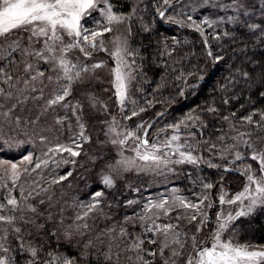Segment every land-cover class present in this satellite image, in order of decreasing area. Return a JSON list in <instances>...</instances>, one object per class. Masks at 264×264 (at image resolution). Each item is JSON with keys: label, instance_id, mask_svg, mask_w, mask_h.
Wrapping results in <instances>:
<instances>
[{"label": "snow or ice", "instance_id": "6c2138e0", "mask_svg": "<svg viewBox=\"0 0 264 264\" xmlns=\"http://www.w3.org/2000/svg\"><path fill=\"white\" fill-rule=\"evenodd\" d=\"M160 23L199 34L203 63L226 65L229 107L213 98L163 127L164 111L133 120L169 77L184 96L206 74L185 69L195 42ZM253 93L264 100V0H0V143L41 151L0 159V264H264V244L241 242L236 225L264 213V106H231L256 105ZM49 165L72 167L25 187ZM77 167L85 189L102 187L69 195Z\"/></svg>", "mask_w": 264, "mask_h": 264}, {"label": "trees", "instance_id": "16d2710c", "mask_svg": "<svg viewBox=\"0 0 264 264\" xmlns=\"http://www.w3.org/2000/svg\"><path fill=\"white\" fill-rule=\"evenodd\" d=\"M160 32L167 34V35H187L189 39L193 40L195 42V49L197 50V56L191 57V61H185V69L187 71H201L206 73L204 76V80L201 82L198 90L193 92L191 88H188L185 90V98L184 96L179 95V90L183 85L179 80H175L172 77H169V80L171 81L168 86L162 90V94L156 95V101L154 102V106L148 107L147 111L140 114V117H134L133 120H139L141 117L144 119H150L156 118V113L160 111H167L171 110L170 113L165 115L159 120V123L154 125L155 127H163L165 123H171L174 120H179L184 115L188 114L192 110L200 111L201 109L205 108L207 104L211 103L213 98H215V102L218 106L221 108H227L229 106L223 105L221 100V93L218 91V82H221L224 77L228 76V69L226 65L223 62L217 63L216 65H213L212 63H203L205 56L203 54V45L201 44L202 38L197 35L195 32H193L190 29H184V30H178L175 26L167 25L160 23L157 25ZM107 35V34H106ZM213 43L214 51L215 49V42L211 41ZM99 57L103 58L106 54L101 52L97 54ZM112 63V61H110ZM215 66V69L213 70V67ZM106 74V73H105ZM156 80L159 79V70L156 71V74L154 76ZM190 80H195L196 77H190ZM154 87V85H152ZM152 87H149L145 85L146 93H151ZM243 87V85H238L237 88ZM135 91V89H133ZM145 94H137L138 97H142ZM148 99H152V95H147ZM253 98L256 100V105H250L248 101L246 100V97H241L239 102L233 101L232 107L239 109V104L244 103L246 107L244 109H239L237 112V115H243L247 114L252 107L254 106H264V100L259 99L255 93H253ZM139 103L141 105H144V99L139 98ZM113 112L117 111L115 107L111 109ZM131 123V122H129ZM243 123V122H241ZM154 129H151V132ZM167 131L170 133L172 130L167 129ZM62 134H59L61 136ZM95 135V133H93ZM151 139V135H150ZM85 148H88V145H85ZM31 151V145L30 144H23V145H15L12 144L9 145H3L0 143V159H10L14 162H20L22 160L23 155L27 154V152ZM36 155V154H34ZM81 159V158H77ZM254 166H256L254 164ZM72 166L71 165H64L60 168H55V165H49L48 168H42L37 170V172H33L31 174H24V181H27L25 183V187L27 188L32 180H37L38 182L42 184H47V182L50 179L51 174L53 173V170L55 172H58L60 174L65 173L67 170H69ZM205 172L206 174L210 176H215V170L214 169H208L205 166ZM38 173H42L43 179L41 180V176ZM84 169H81L77 167L76 171L73 173L72 177H68L66 181H63L62 183L65 185L66 191L69 193V195L73 191H79L82 196H86L89 191L92 189H96L98 187H102L100 185L99 181L97 180L95 183H92L90 189H85L84 184L85 181L82 179V175H84ZM230 176L236 177L238 174L230 173ZM92 179H95L93 176ZM129 179L135 180L136 176L134 174H129ZM142 181L147 182L150 177L148 176H142L140 178ZM242 179V178H241ZM241 179H233L232 182L229 183V188L232 192L238 191L241 188ZM69 181L72 182V187L68 188ZM176 184H186L187 181H174ZM57 190L59 191V186H57ZM146 193V191H145ZM16 195H19V190L16 189L15 192ZM5 195V190L0 189V200H3ZM217 209H213L212 211L215 212ZM236 225L238 226V238L241 242L243 241H251L253 243L257 244H264V213H258L250 218L246 217H240L236 221Z\"/></svg>", "mask_w": 264, "mask_h": 264}, {"label": "rangeland", "instance_id": "374dc122", "mask_svg": "<svg viewBox=\"0 0 264 264\" xmlns=\"http://www.w3.org/2000/svg\"><path fill=\"white\" fill-rule=\"evenodd\" d=\"M104 75L106 76V74H104ZM59 140H60V142L68 143L69 142V135L68 134H62L61 136H59ZM27 144H30V143H27ZM30 145H31V151L34 152V154H36V155L41 154L39 145H37V147H35V148H33L32 144H30ZM63 155H67V154L65 153ZM170 186L171 185H168V187H170ZM159 191H164V185H155V186L147 188L145 195L154 194V193L159 192ZM227 207L228 206L225 205V208H227Z\"/></svg>", "mask_w": 264, "mask_h": 264}, {"label": "water", "instance_id": "95a60500", "mask_svg": "<svg viewBox=\"0 0 264 264\" xmlns=\"http://www.w3.org/2000/svg\"><path fill=\"white\" fill-rule=\"evenodd\" d=\"M197 34V33H196ZM197 35H199V34H197ZM215 69V66L213 67V70ZM184 98H185V95H184ZM170 111L171 110H167V111H165V113H166V115L168 114V113H170ZM162 117H160V118H158L159 120L161 119ZM151 131V129L149 130V132Z\"/></svg>", "mask_w": 264, "mask_h": 264}]
</instances>
